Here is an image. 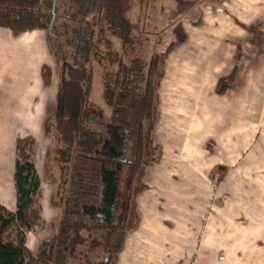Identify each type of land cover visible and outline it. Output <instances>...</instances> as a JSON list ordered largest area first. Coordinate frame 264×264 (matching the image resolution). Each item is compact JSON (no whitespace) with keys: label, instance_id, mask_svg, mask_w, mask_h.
<instances>
[{"label":"crops","instance_id":"1","mask_svg":"<svg viewBox=\"0 0 264 264\" xmlns=\"http://www.w3.org/2000/svg\"><path fill=\"white\" fill-rule=\"evenodd\" d=\"M157 22L167 56L152 134L161 158L146 168L138 222L116 264H264V0H160ZM235 67L231 88L217 95ZM58 80L45 30L0 27V204L16 212V144L32 137L44 223L25 232L35 255L59 209L46 130ZM223 166L230 170L216 185L212 170Z\"/></svg>","mask_w":264,"mask_h":264},{"label":"trees","instance_id":"2","mask_svg":"<svg viewBox=\"0 0 264 264\" xmlns=\"http://www.w3.org/2000/svg\"><path fill=\"white\" fill-rule=\"evenodd\" d=\"M66 1H69V8L70 4L73 5L72 19L79 27L66 28L62 34L54 24L59 15V0H0V27L14 33L36 29L45 30L48 34L53 31L59 40L64 35L61 51L65 46L71 49L72 58L71 62L64 60L63 51L58 58L55 110L46 128L58 143L55 156L50 155L60 172L55 193V206L61 210L57 232L42 242L36 255L25 246L24 230L35 232L43 223L42 192L34 163V139L20 138L16 144L14 173L16 212L11 213L0 204V264H68L72 233L80 223L86 224L83 210L90 206L99 209L103 205L102 173L115 170L117 164L97 152L105 137L92 120L95 112L92 63L96 62L104 69L102 101L111 110L110 124L124 128L129 133L128 141L133 138L132 159L126 162L129 179L124 192L119 190L116 196L114 217L109 224L93 225L104 231L99 234L103 238L101 264L117 263L126 235L138 222L137 198L146 189V168L161 157V148L154 142L152 134L158 119L159 88L165 75L166 55L156 52L147 60L133 58L129 65L124 64L122 59L127 56L126 48L133 50L135 36L131 35L132 28L125 16L122 0ZM146 1L148 5L156 3V0ZM149 15L142 14L144 29L140 35L146 39L152 35L160 36L154 46L157 49L163 37L162 30L154 25V31H151L146 25ZM107 33L120 40L121 53L109 50L112 41L106 39ZM102 45L106 48L104 53ZM238 54L241 55L239 51ZM104 61L109 63V67L117 65V71L111 77ZM235 76L236 70L228 78L220 79L217 92L224 94L234 83ZM42 79L45 85L51 84L50 67L42 68ZM135 102L138 110L132 113L131 106ZM82 228L89 230V227Z\"/></svg>","mask_w":264,"mask_h":264},{"label":"rangeland","instance_id":"3","mask_svg":"<svg viewBox=\"0 0 264 264\" xmlns=\"http://www.w3.org/2000/svg\"><path fill=\"white\" fill-rule=\"evenodd\" d=\"M156 3L152 2L150 5L147 4L146 0H122V3L124 5V9H125V16L127 19H129L130 21V25L132 28V36H135V41H134V45H133V50L130 49V47H127V53L124 57H123V62L126 65H129L130 60L133 58L136 59H141V60H147V58H149V56H151L153 53L156 52H163L166 51V45L165 42L163 40V38H161V40H163V43H161L157 49L154 47L155 44L158 42L157 39L160 36H156V35H152L149 39L144 38L142 35H140V31L143 30V26L141 25V21L143 20L142 18V14H147L149 13L150 15L148 16L147 23L146 25L151 29V31H154V25L157 26L158 25V30L161 28H166L165 24H160L159 22H157V12L159 10V4H160V0H156ZM58 16L57 19L55 21V27H57L59 32H63L64 29H69L71 30V27H79L77 25V23L73 22V15H74V10H73V5L70 4L69 8V1L66 0H59L58 2ZM149 6V9H148ZM151 6L153 8H151ZM148 10V11H147ZM90 19V18H89ZM146 26V27H147ZM147 27V29H148ZM139 31V33H138ZM47 32V31H46ZM48 33V32H47ZM63 34V33H62ZM139 34V35H138ZM157 34V33H156ZM138 35V36H137ZM63 37L61 38V40L57 39L55 37L54 32H50V34H48V38L50 37V49L55 57L56 60V64H57V69H58V58L61 56L62 51L65 55V59L66 61L71 62L72 58L70 56V51L71 49H68L65 45L64 50L61 51V44H63L65 42V37L64 35H62ZM156 36V37H155ZM110 39V41H112L111 45H110V49L111 51L116 52V50H118L121 53V42L119 39H116L115 37L111 36L110 34L107 33L106 39ZM107 39V40H108ZM105 46L102 45L101 49L102 52H105L104 48ZM238 51L240 52L241 55L236 54L238 62L240 63L243 56L242 53L240 51V45H238ZM166 55V53H164ZM167 57V56H166ZM167 59V58H166ZM104 65H107L109 68V73H110V77L112 74L116 73L117 71V65H110L109 67V63L107 61L103 62ZM93 66V70H94V91H93V95H92V103L93 106L95 107V112L92 116V120L94 122L95 128L96 129H100L102 130L103 134H106V128L105 125L109 122V115L111 113V110L105 105V103L102 101V94H103V84H104V69L99 66L96 62L92 63ZM236 70V74H237V70L238 67H235L233 69V71ZM59 71V70H58ZM232 71V73H233ZM231 73V74H232ZM230 74V75H231ZM230 75L226 76V77H222L220 79H225L228 78ZM58 77H59V72H58ZM219 79V80H220ZM236 79V76H235ZM218 80V82H219ZM235 81V80H234ZM59 82V80H58ZM215 86V93L217 95H223V94H219L217 92V84ZM231 88V87H230ZM228 88L224 94L230 89ZM160 89V88H159ZM138 110V104L137 102L134 103L133 106H131V112L132 113H136ZM53 118V116H52ZM52 118L50 119V121L52 120ZM49 121V122H50ZM261 121L259 120L258 123H260ZM51 139H52V147L50 149L49 155L55 156V150L57 149L58 143L56 141V138L54 137L53 133L49 134ZM102 146V145H101ZM100 146V147H101ZM99 147V150L101 151V148ZM127 149H126V153L123 156L124 160H131L132 159V151H133V138L131 137L130 140L127 142L126 145ZM160 147V146H159ZM208 147L210 148V150H212L213 148L208 145ZM98 151V152H100ZM241 159L244 158L245 154H241L239 155ZM161 158V157H160ZM240 159V160H241ZM49 163H52V168L49 167L50 171H52V174L55 176V182L56 185L59 184V180H60V172L58 169V166L56 164L53 163L52 159L49 160ZM244 168H241V170H246L247 168L245 167V165H243ZM230 168L229 167H216L212 170V174H211V178H213L214 183H216V185H219L220 182H222L224 180V178L226 177L227 173L229 172ZM118 177V186H119V190H121L122 192H124V189L127 185L128 179H129V166L128 164L124 163L121 166V169L117 175ZM242 183V181L240 182ZM230 205V202L227 203V210L224 211V213H229V208L228 206ZM213 208V207H212ZM227 219H229V216H224ZM61 218V210L58 209L57 210V215H56V223H55V229H54V235L57 232V224L59 223V220ZM86 224L80 223L78 226H76L77 228L74 230V232L72 233V240H71V253L69 252L68 255V264H101L102 260H103V253H102V241L103 238L101 236H99L100 233H104V231L100 228H94V224H99L101 223L99 219L96 218H90V217H86L85 220ZM44 223L41 224V226L38 228V230H42L44 227ZM82 227H89V230H85ZM37 230V231H38ZM26 232V230H24ZM36 231V232H37ZM48 234V233H47ZM53 235V236H54Z\"/></svg>","mask_w":264,"mask_h":264},{"label":"water","instance_id":"4","mask_svg":"<svg viewBox=\"0 0 264 264\" xmlns=\"http://www.w3.org/2000/svg\"><path fill=\"white\" fill-rule=\"evenodd\" d=\"M118 127H114V129H117ZM125 133L127 131L123 128ZM123 155V152L119 154V156ZM126 161V160H123ZM120 170V167L118 166L115 170H104L102 173V183L104 185V191H103V205L97 209L95 206H90L87 209L83 210V213L85 217L87 215H95L96 210H98L96 216L100 219L101 223L109 224L113 217L115 212V200L116 196L119 191L118 186V177L117 172Z\"/></svg>","mask_w":264,"mask_h":264},{"label":"flooded vegetation","instance_id":"5","mask_svg":"<svg viewBox=\"0 0 264 264\" xmlns=\"http://www.w3.org/2000/svg\"><path fill=\"white\" fill-rule=\"evenodd\" d=\"M117 125H112L110 123H107L105 125V128L107 129L106 130V134L104 135L105 137V140L102 144V146L100 147L101 148V151L98 152L99 155L105 157V158H108V159H111V160H114L116 162V167L115 169L119 166L120 169H121V166L128 162L127 161H123V156L125 155L126 153V145H127V142H128V136H129V133H125V131L123 130L122 127H119L117 126L118 128L117 129H114V127H116ZM123 152V155L119 156V154ZM110 170H114V169H110ZM120 171V170H119ZM119 171L117 172V175L119 173ZM87 209V208H86ZM98 210H96V214H97ZM95 215H87L88 217L90 218H96V219H99L97 216ZM100 220V219H99Z\"/></svg>","mask_w":264,"mask_h":264}]
</instances>
